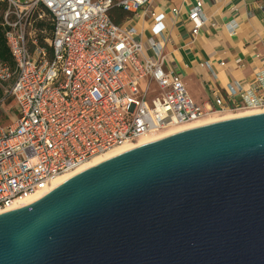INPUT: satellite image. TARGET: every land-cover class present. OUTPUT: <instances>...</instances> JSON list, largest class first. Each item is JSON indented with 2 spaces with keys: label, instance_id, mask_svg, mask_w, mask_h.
Returning <instances> with one entry per match:
<instances>
[{
  "label": "water",
  "instance_id": "1",
  "mask_svg": "<svg viewBox=\"0 0 264 264\" xmlns=\"http://www.w3.org/2000/svg\"><path fill=\"white\" fill-rule=\"evenodd\" d=\"M0 264H264V112L136 146L0 213Z\"/></svg>",
  "mask_w": 264,
  "mask_h": 264
},
{
  "label": "built area",
  "instance_id": "2",
  "mask_svg": "<svg viewBox=\"0 0 264 264\" xmlns=\"http://www.w3.org/2000/svg\"><path fill=\"white\" fill-rule=\"evenodd\" d=\"M0 2L6 4L1 24L14 61L12 69L0 62V109L10 100L15 112L12 123L0 126V213L140 136L213 113L264 112V68L247 82L214 90V106L204 108L182 77L164 68L163 56H148L135 29L110 16L118 6L158 23L163 14L148 11L151 0ZM188 20L197 34L205 21L202 0ZM150 45L157 49L153 40Z\"/></svg>",
  "mask_w": 264,
  "mask_h": 264
},
{
  "label": "crops",
  "instance_id": "3",
  "mask_svg": "<svg viewBox=\"0 0 264 264\" xmlns=\"http://www.w3.org/2000/svg\"><path fill=\"white\" fill-rule=\"evenodd\" d=\"M195 1L151 0L148 11L161 12L160 22L139 11L124 23L135 29L148 56L164 57V68L182 77L197 104L211 108L214 90L247 82L264 68V0H202L205 21L193 35L188 13ZM229 24H234L233 32Z\"/></svg>",
  "mask_w": 264,
  "mask_h": 264
},
{
  "label": "bare ground",
  "instance_id": "4",
  "mask_svg": "<svg viewBox=\"0 0 264 264\" xmlns=\"http://www.w3.org/2000/svg\"><path fill=\"white\" fill-rule=\"evenodd\" d=\"M256 112L257 111H254V110H241V111H237V112L228 111V112L221 114V115H218V113H213V115L209 114V115H207V116H205L199 120L193 121V122L173 126L170 129H168L167 131H164V132H161L158 134H156V132H155L152 134L140 136L139 138H137V140L135 142H128V143H125L123 145L114 147V148H112L106 152H103L101 154H98V155L92 157L91 159L84 162L83 164L76 167L75 169H72V170H70L64 174H61V175L55 177L54 179H52L51 183L47 186V188L41 189V190L37 191L35 194H33V195L23 199V200L16 202L15 205L13 206V208H18L22 205L30 203L34 199H36V198L44 195L45 193H47L52 188L58 186L59 184H61L62 182H64L69 177L73 176L74 174H76V173H78V172H80V171H82L88 167L96 165L97 163H99L103 160H106L112 156H115L121 152H124V151L131 149V148H134L136 146L157 140L159 138L168 136L170 134H173V133L185 130V129L201 126L204 124H208V123H212V122H216V121H220V120H224V119H228V118H234V117L244 116V115H248V114H253Z\"/></svg>",
  "mask_w": 264,
  "mask_h": 264
},
{
  "label": "trees",
  "instance_id": "5",
  "mask_svg": "<svg viewBox=\"0 0 264 264\" xmlns=\"http://www.w3.org/2000/svg\"><path fill=\"white\" fill-rule=\"evenodd\" d=\"M6 9V4L0 2V62L7 64L11 69L14 68V61L8 49L5 40V31L1 24L3 13ZM110 16L113 21L117 24L123 23L127 17L130 16V13L122 10L118 6H114L110 11ZM3 96V88L0 86V99Z\"/></svg>",
  "mask_w": 264,
  "mask_h": 264
},
{
  "label": "rangeland",
  "instance_id": "6",
  "mask_svg": "<svg viewBox=\"0 0 264 264\" xmlns=\"http://www.w3.org/2000/svg\"><path fill=\"white\" fill-rule=\"evenodd\" d=\"M224 113H226V112L218 113V115H221V114H224ZM14 119H15V112H14V109H13V104H12V102L10 100H7L5 102V104L3 106H1V109H0V126H5L7 124H10V123H12V121ZM168 129H170V128L158 131V132H156V134L164 132V131H167ZM136 140L131 141V142H135Z\"/></svg>",
  "mask_w": 264,
  "mask_h": 264
}]
</instances>
